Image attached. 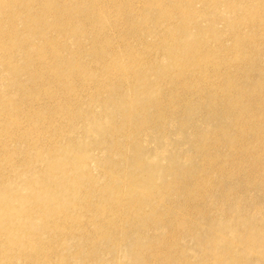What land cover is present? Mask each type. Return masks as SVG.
<instances>
[{"label":"rangeland","instance_id":"rangeland-1","mask_svg":"<svg viewBox=\"0 0 264 264\" xmlns=\"http://www.w3.org/2000/svg\"><path fill=\"white\" fill-rule=\"evenodd\" d=\"M3 4L0 264H264V0Z\"/></svg>","mask_w":264,"mask_h":264},{"label":"bare ground","instance_id":"bare-ground-1","mask_svg":"<svg viewBox=\"0 0 264 264\" xmlns=\"http://www.w3.org/2000/svg\"><path fill=\"white\" fill-rule=\"evenodd\" d=\"M0 5H4V4H3V0H0ZM2 10H3V8L0 7V11H2ZM35 33H40V32H39V30H35ZM62 35H64V33H63ZM23 42H24V43H27V39H25ZM9 61H10V60L7 59L5 63H8Z\"/></svg>","mask_w":264,"mask_h":264}]
</instances>
